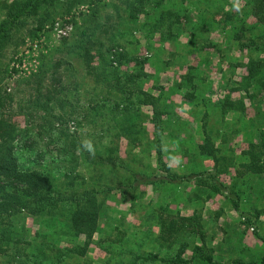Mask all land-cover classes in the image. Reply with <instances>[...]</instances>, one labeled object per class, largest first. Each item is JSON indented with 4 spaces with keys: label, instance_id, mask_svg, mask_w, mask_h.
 Returning a JSON list of instances; mask_svg holds the SVG:
<instances>
[{
    "label": "rangeland",
    "instance_id": "obj_1",
    "mask_svg": "<svg viewBox=\"0 0 264 264\" xmlns=\"http://www.w3.org/2000/svg\"><path fill=\"white\" fill-rule=\"evenodd\" d=\"M110 1L102 0L97 5L95 18L90 20L86 0L73 4L71 10L68 13L63 11V14L54 6L51 8L55 9L52 17L61 20L69 18L72 22L74 30L69 36L58 39L49 28L40 37L42 40L33 39L29 34L34 21L31 18L26 27L15 30L0 48L1 111L3 117L13 121L16 129L15 153L19 163L52 173L69 190L73 187L76 190L93 189L101 201L99 226L87 253L81 256L65 254L59 259L50 257L53 252H49L48 258H52L49 262L130 264L137 255H156L155 260L142 263L164 264L159 258L178 254L190 257L196 243H201L205 253L213 254L220 261L228 262L236 257L259 259L264 253V168L259 172L245 169L241 163L247 160V156L241 153V149L250 142H257L260 131H264V100L256 98L254 104L248 102L243 114L230 111L221 118L217 108L205 112L204 105H191L180 97L183 90L176 94L168 89L182 69L186 71V65L198 63L205 80H213L214 86L207 91V95L215 98L213 90L218 86L229 88L235 78H239L238 71L243 69L234 63L244 57L230 48L229 39L214 31L203 32L200 40L210 44L213 39H220L222 44H226L219 61L218 55L208 60L215 50L212 46L208 48L210 51L192 52L191 57L187 52L189 40L185 44L187 39H184L185 34L190 33L184 29L180 38L182 42L170 44L176 56L166 58L168 41L144 35V29L139 24L145 16L140 13L135 22L127 17V8L121 6L120 14H116ZM115 1L120 5L126 3V0ZM239 2L226 0L225 7L230 4L236 6ZM152 13L154 11L149 13L150 18L155 15ZM88 40L91 42L88 51L99 48L105 54L104 60L100 57L96 60L94 54L89 56L90 61L82 56L86 49L83 45ZM157 41L162 45L165 43L163 52L154 45L155 42L160 44ZM113 43L128 49V56L121 60V64L113 63L123 74L136 73L143 68V74L134 76L133 85L156 95L161 89L170 94L168 99L171 100L172 110L161 120L167 126L160 130L163 134L159 143L162 161L178 177L169 179L167 171L157 163L155 146L158 141L152 135V124L148 123L150 105L140 104L137 107V122L149 125L139 139L116 135L110 138L109 133H105L100 140H96L98 132H91L93 122L89 108L95 102L92 93L95 89L104 92L111 86V80L107 83V80L100 79L97 71L109 74L108 69L112 66L107 47ZM196 45L200 44L197 42ZM202 57L209 62L200 60ZM18 58L22 60V69L15 66ZM165 59L170 60L169 65L159 70L151 66ZM180 61L184 62V67ZM56 63H60L58 71L61 79L57 87H62V90L55 96L62 98V106L54 98L49 106H43L35 100L40 103L46 100L47 89L52 84L51 68ZM42 69L46 71L42 73ZM230 94L236 97L238 92ZM113 100L112 95L105 102L112 104ZM132 101L138 104L135 97ZM202 116L207 124L205 128L219 147L215 159L197 152V145L203 138L197 127ZM96 120H99L98 115ZM106 121L112 123L108 119ZM72 138L82 140L85 148H91L92 142L101 151L106 145L114 146L112 155L115 162L122 159L124 163H109L100 158L91 162L83 160L81 155L74 160H70L69 155L62 157L59 152L62 147L58 143ZM211 175L233 196L240 195V209L236 210L228 198L209 188ZM38 221L26 217L23 222L29 227L27 229H35ZM165 224L168 225L165 227ZM31 260L28 258L29 262Z\"/></svg>",
    "mask_w": 264,
    "mask_h": 264
},
{
    "label": "trees",
    "instance_id": "obj_2",
    "mask_svg": "<svg viewBox=\"0 0 264 264\" xmlns=\"http://www.w3.org/2000/svg\"><path fill=\"white\" fill-rule=\"evenodd\" d=\"M63 1L0 0V48L4 46L15 30L23 26L26 27L31 18L34 21L31 23L29 34L33 39H40L45 31L51 28L55 20L51 16V13L55 11V9L51 10L52 7L56 6L60 9L61 14L63 11L68 13L73 4L81 3L83 0ZM86 1L89 3L87 6L91 14L90 20L95 18L97 5L102 0ZM164 1H168L167 3L170 4L167 5ZM225 3L226 0H194L193 3L191 0H126L127 17L137 22L140 13L145 16L139 25L144 29V35L147 38L152 37L154 33H159L160 38L177 40L184 29L189 30L190 38L187 51L190 53L194 49L197 52L207 51L210 46L221 53L224 48L218 43L205 44L204 39L200 40V38L203 32L215 28L225 33L230 40V48L237 50L239 55L244 57L243 60L234 63L236 66H241L244 72L238 80L233 82L232 86L229 88L222 86L223 92H220L215 99L208 96L207 91L211 89L212 81L205 80L204 72L197 67L198 63L186 65V71L178 74L168 85L171 93L178 94L180 90H183V95L180 97H184L192 105H204L207 110L205 112L217 108L221 118L230 111L243 114L248 102L254 104L256 98L264 100V0H240L238 5L230 4L227 10L222 11ZM111 6L116 14H120L119 4L111 3ZM151 11H154L152 15L155 14L152 18L149 17ZM47 23L49 24L47 25ZM115 29L117 28L115 27ZM197 42L200 44L199 46L196 45ZM83 47L86 48L84 53L86 54L89 47L91 48V42L88 40ZM114 47L118 49L112 52ZM107 48L109 50L108 60L112 66L111 69H108V73L113 74L119 69L116 68L118 65H113L110 54L118 64H121V60L128 56V49L122 44L115 43ZM88 60L90 61V59ZM200 60L205 63L209 62V59L207 60L205 57ZM169 62V59L163 62L161 60L152 63L151 66L159 70L162 66L169 65ZM59 64L56 63L51 68L52 84L47 89L46 100L43 103L37 100L35 102L49 106L51 99L54 98L62 106V98L55 96L56 92L62 90V87H57L61 82L58 71ZM180 65L184 67V62L180 61ZM43 71L46 70L42 69V73ZM137 73L143 74V68L136 73L126 72V79L120 82L118 79L120 72H117L115 78L118 80L114 85L122 93L135 97L138 104H135L132 98L124 102L121 97L114 98L112 104H92L89 108L93 122L91 132H98L96 140H100L105 133H109L110 138L116 135L117 137L139 139L141 133L146 131L149 125L137 122L136 119L139 116L137 107L140 104L150 105L151 115H149L148 123L152 124V135L158 141L155 146L156 160L163 167L162 169L167 171L169 179H173L178 176L175 172H170V169L162 161L159 143L160 136L163 134L160 133V130L163 131L162 127L167 126L161 120L167 117L172 110L171 100L168 99L170 94L161 89L156 95L143 90L139 85H133L132 80L135 75H139ZM40 85L41 80L38 87ZM238 90L243 92L232 97L230 91ZM139 94L143 96L139 97ZM1 106L0 98V264H51L52 262L49 260L52 258H49L52 256L61 259V255L65 254L85 255L99 226L101 201L97 192L89 188L76 190L73 187L72 190H69L67 187H63V182L52 173L32 166H22L15 153L16 129L13 121L3 117ZM96 115L99 117L98 121ZM107 119L112 123L107 122ZM198 121L197 127H199L203 138L197 145V152L215 159L219 147L205 128L207 124L204 116L200 117ZM114 128L117 129L114 130ZM93 138L91 137V139ZM81 141L72 138L69 141L59 142L58 144L62 147L59 150L61 156L69 155L70 160H74L81 155L83 160L91 162L100 158L108 160L109 163L119 165L124 163L122 159L115 162L112 155L114 146L106 145L101 151L95 147L94 142L90 143L91 148H85ZM111 142L112 140H110ZM78 150L79 154H77ZM241 153L247 156V160L241 163L245 169L261 171L264 168V131H260L257 142H250L248 146L241 149ZM209 179V188L212 191L223 194L231 201L236 210L240 209L239 194L233 196L215 180L213 175ZM26 217L39 219L37 228L27 229L29 227H26L23 222ZM167 225L165 224V227ZM49 252L53 253L48 258ZM22 256H25V259H21ZM28 258H32L31 262L28 261ZM155 259L156 255L150 257L137 255L130 264H143L142 262ZM159 260L164 264H264V253L257 260L236 257L224 262L214 258L213 254L205 253L202 244L196 243L190 257H182L178 254L174 257H161Z\"/></svg>",
    "mask_w": 264,
    "mask_h": 264
},
{
    "label": "crops",
    "instance_id": "obj_3",
    "mask_svg": "<svg viewBox=\"0 0 264 264\" xmlns=\"http://www.w3.org/2000/svg\"><path fill=\"white\" fill-rule=\"evenodd\" d=\"M109 1V0H108ZM111 3H115L116 1L115 0H111L110 1ZM168 2V1H167ZM166 2V4L167 5H169L170 3H167ZM118 4V3H117ZM165 4V5H166ZM110 6H111V4H110ZM119 6H121V7H123V8H126V3H125V5L123 4H119ZM229 8V5H226V7L224 6V8H222V11H224V10H227ZM212 31H214V32H220L221 34H222V37H224V39H228V37L225 35V33L224 32H221V31H219L218 29H213V30H210L209 32L211 33ZM187 33V32H186ZM190 33V32H189ZM181 34H182V32L180 33V35L178 36V40H172L171 38H163L165 41H168V44L166 43V45L168 46V47H166L165 46V43H164V45H162V43L161 42H159V41H157L158 43H160V44H157L156 42H155V44L154 45H157L156 47H158L157 49H161V52H163L164 50H165V48L164 47H166V51H167V55L165 56L166 58H170V59H172V56L175 54V51L173 50V49H170V44L171 43H174L175 45H177V41H181L180 40V38H181ZM154 37H158V38H160V36H159V33H154ZM188 38H190V34H185V38L184 39H187L186 40V43L185 44H187V41L189 40ZM212 39V38H211ZM220 40V39H219ZM219 40H212L210 43H218L222 48H225L226 46V44H222L221 43V41H219ZM176 41V42H175ZM182 42V41H181ZM189 43V42H188ZM184 44V45H185ZM158 45H160V46H158ZM180 47V46H179ZM214 50V49H213ZM196 50L194 49L193 50V52H195ZM188 52V51H187ZM215 52V53H214ZM221 54L220 53H218L217 51H213L212 53L213 54H211L212 56H209V58L208 59H210L209 61H211V59H213L214 58V56L215 55H218V57H217V60L219 61V58L221 57V55H223L224 53V50L222 51L221 50ZM188 53H190V52H188ZM87 54V55H86ZM86 54H82V56H85L86 55V57H85V59L87 60V61H89L88 59H91V58H89V56L90 57H92V54H94L93 55V57L94 58H96V60H97V57H100V59L101 60H104L105 59V54L103 55V53H102V50H100L99 48H97L96 50H92V49H90ZM107 54V53H106ZM237 54L239 55V53H238V51H237ZM99 55H101V56H99ZM189 56H191L192 57V53H190V54H188ZM175 56H176V54H175ZM195 57V55L193 56V58ZM213 57V58H212ZM240 57V56H239ZM166 60V59H165ZM217 61V62H218ZM228 61V60H227ZM239 67V66H238ZM243 69V68H242ZM183 71H181L180 73H183V72H185V70L184 69H182ZM98 73H97V76L100 78V79H103V80H107V83L109 82V80H111V82H109V84L111 83V86H108V90H106V89H104L103 91L104 92H101V90H97V89H95L94 91H93V93H92V95H93V98H94V100H95V102H94V104H97V102L98 103H100V105L101 104H105V105H107V103L105 102L106 100H108L109 99V97H111L112 95H113V98H115V99H119L120 97L122 98V100L125 102V100L126 101H128L130 98H132L133 96H130L129 94L128 95H126L125 93H122L119 89H117V87H115V85H114V83L119 79V81L121 82V81H123V80H121V79H124L125 78V74H123V72L122 71H120V70H116V72L115 73H113V74H106L105 72H101V70H98L97 71ZM117 72H120V76H118V79L117 78H115L116 76V74H117ZM244 72V69L241 71V72H239L238 71V74L240 73V75L242 74ZM175 73H177V71L175 72ZM175 75V74H174ZM174 75H173V77H174ZM240 75H239V78H240ZM111 76V77H110ZM173 77H172V79H173ZM234 77V76H233ZM233 77H231L232 79H233ZM126 79V78H125ZM236 80H238V78H235ZM211 80V79H210ZM217 80H219V79H217ZM212 81V85H211V89L210 90H212V88H213V86H214V84H213V80H211ZM172 83V82H171ZM216 85L218 86V84L216 83ZM222 86H218V88L217 89H215V90H213L212 92H213V96H215V98H217L218 97V95L220 94V92H223V90H222V88H221ZM225 88V87H224ZM107 91V92H106ZM233 92H238V94L241 92H243L242 90H238V91H230V93H233ZM110 95V96H109ZM118 97V98H117ZM215 98H213V99H215ZM185 99V98H184ZM186 102L187 103H190L191 104V102L190 101H188V100H186ZM192 105V104H191ZM177 107V106H176ZM229 113V112H228ZM227 113V114H228Z\"/></svg>",
    "mask_w": 264,
    "mask_h": 264
},
{
    "label": "built area",
    "instance_id": "obj_4",
    "mask_svg": "<svg viewBox=\"0 0 264 264\" xmlns=\"http://www.w3.org/2000/svg\"><path fill=\"white\" fill-rule=\"evenodd\" d=\"M73 24L72 22L68 19H63L61 20L60 18H57L53 21L52 26L50 28L51 33L58 39L67 37L71 34V32L73 31ZM40 40H42V38H40ZM118 48L114 47L112 48V52L116 51ZM111 58L113 59V63H117L116 60L113 58V55H111ZM15 66L19 69L23 68V64H22V60L20 58H18L15 61Z\"/></svg>",
    "mask_w": 264,
    "mask_h": 264
}]
</instances>
